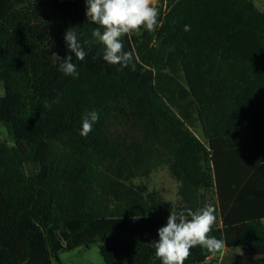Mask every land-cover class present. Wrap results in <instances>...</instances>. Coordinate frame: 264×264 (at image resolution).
I'll return each mask as SVG.
<instances>
[{"label": "trees", "instance_id": "16d2710c", "mask_svg": "<svg viewBox=\"0 0 264 264\" xmlns=\"http://www.w3.org/2000/svg\"><path fill=\"white\" fill-rule=\"evenodd\" d=\"M11 7L0 9V124L13 141L0 139V264H61V252L94 245L106 264H161L153 243L170 211L211 201V235L264 256V11L252 0H169L155 32L124 37L133 59L121 67L103 60L85 0ZM72 26L87 52L73 54L78 78L51 60L68 55ZM166 162L175 209L128 184ZM209 253L195 246L185 264Z\"/></svg>", "mask_w": 264, "mask_h": 264}, {"label": "clouds", "instance_id": "9594fccd", "mask_svg": "<svg viewBox=\"0 0 264 264\" xmlns=\"http://www.w3.org/2000/svg\"><path fill=\"white\" fill-rule=\"evenodd\" d=\"M85 3L87 20L97 26L91 35L102 45L103 60L111 65L126 67L133 59V54L125 51V36H139L142 30L155 32L161 26L158 0H85ZM184 30H190L189 26L186 25ZM64 41L68 55L60 57L52 53L51 60L53 64L59 62V71L65 76L78 78L73 54L75 60L84 61L87 52L75 26L66 30ZM98 120L97 111L86 113L82 118L79 135L87 137ZM216 220V209L212 204L196 210L170 211L166 225L158 229L159 239L153 243L155 257L161 264H185L190 249L195 246L206 247L210 252L225 248L226 242L223 239L211 235ZM239 254L243 255L242 250Z\"/></svg>", "mask_w": 264, "mask_h": 264}, {"label": "rangeland", "instance_id": "374dc122", "mask_svg": "<svg viewBox=\"0 0 264 264\" xmlns=\"http://www.w3.org/2000/svg\"><path fill=\"white\" fill-rule=\"evenodd\" d=\"M31 1L32 0H1L0 9H3L5 4L10 3L12 4L11 12H14L27 7ZM168 3L169 0H158L157 6L160 11L162 10V12H165L167 10ZM176 76L181 82L184 81L183 74L178 68H176ZM4 95V86L2 83H0V97H3ZM190 129L201 142L207 145V141L203 135L202 127L195 115ZM0 139L6 140L11 146L13 145V141L8 138L7 129L2 124H0ZM26 170L29 171L30 167L27 166ZM128 184L134 187L145 189L147 192L158 193L162 200L173 209H175L179 204V183L171 174L168 162L153 168L148 176L137 177L131 180ZM210 203L212 204L213 201ZM59 259L61 264H106L100 255L99 248L95 245L91 247H81L75 251L62 252L59 255ZM53 264L58 263L56 260H53Z\"/></svg>", "mask_w": 264, "mask_h": 264}, {"label": "crops", "instance_id": "0c3cea01", "mask_svg": "<svg viewBox=\"0 0 264 264\" xmlns=\"http://www.w3.org/2000/svg\"><path fill=\"white\" fill-rule=\"evenodd\" d=\"M252 1L259 10L264 11V0ZM241 250L243 255L239 254ZM208 256L211 257V263L214 264H264V256L248 257L246 255V248L243 247L234 249H227L225 247L218 252H210Z\"/></svg>", "mask_w": 264, "mask_h": 264}, {"label": "built area", "instance_id": "2783aa9c", "mask_svg": "<svg viewBox=\"0 0 264 264\" xmlns=\"http://www.w3.org/2000/svg\"><path fill=\"white\" fill-rule=\"evenodd\" d=\"M211 262H212L211 257H210V256H207V257L205 258V261L203 262V264H210Z\"/></svg>", "mask_w": 264, "mask_h": 264}]
</instances>
